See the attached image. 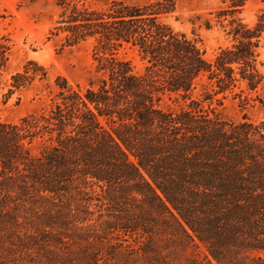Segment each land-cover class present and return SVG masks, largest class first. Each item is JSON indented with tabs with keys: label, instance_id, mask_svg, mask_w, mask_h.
Here are the masks:
<instances>
[{
	"label": "trees",
	"instance_id": "obj_1",
	"mask_svg": "<svg viewBox=\"0 0 264 264\" xmlns=\"http://www.w3.org/2000/svg\"><path fill=\"white\" fill-rule=\"evenodd\" d=\"M174 8L117 1L62 16L69 44L95 40L99 77H58L48 108L0 120V264H264V119L205 107L255 100L264 10L251 25L219 10L230 45L209 60L164 20ZM126 47L142 72L120 57ZM10 52L0 37V93ZM47 75L30 60L0 110ZM166 98L185 105L164 109Z\"/></svg>",
	"mask_w": 264,
	"mask_h": 264
},
{
	"label": "rangeland",
	"instance_id": "obj_2",
	"mask_svg": "<svg viewBox=\"0 0 264 264\" xmlns=\"http://www.w3.org/2000/svg\"><path fill=\"white\" fill-rule=\"evenodd\" d=\"M122 1L132 5H145L156 0H0V37L11 45L8 68L4 74L1 98L8 92L11 75L23 69L30 60L37 61L47 70V78L36 79L29 86L13 93L1 106L0 120L19 122L23 117L48 108L57 94L55 81L66 78L72 85L84 87L99 77L93 49L95 40L88 38L78 44H69L61 28L62 16L73 7L81 10H104L110 4ZM238 0H175V8L164 20L175 30L186 33L203 47L205 57L212 60L220 48L230 45L225 30L216 22L218 11L233 10L247 24H253L264 10V0H245L235 7ZM121 58L129 60L135 71L142 72L144 63L137 52L123 48ZM261 68L264 76V48L261 51ZM249 104L243 105L238 96L229 94L221 103H205L220 117L233 122L248 118L264 119V78ZM259 98V99H258ZM184 102L164 99V109H179Z\"/></svg>",
	"mask_w": 264,
	"mask_h": 264
}]
</instances>
